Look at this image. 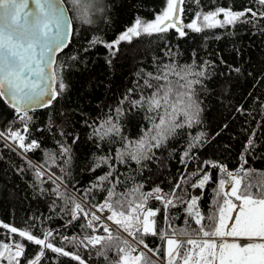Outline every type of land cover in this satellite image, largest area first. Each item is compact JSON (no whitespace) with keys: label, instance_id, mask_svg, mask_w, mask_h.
I'll use <instances>...</instances> for the list:
<instances>
[{"label":"trees","instance_id":"1","mask_svg":"<svg viewBox=\"0 0 264 264\" xmlns=\"http://www.w3.org/2000/svg\"><path fill=\"white\" fill-rule=\"evenodd\" d=\"M64 1L73 31L68 46L57 55L55 71L56 88L62 81L65 89L50 106L28 111L31 119L26 121L0 99V132L4 133L0 136V251L3 244L12 252L15 244H22L25 252L20 264H27L41 246L11 233L10 227L40 238L47 230L53 233L49 241L54 246L79 255L85 264H115L121 255L119 248L129 251L135 244L112 221L100 218L92 221V228L87 227L94 212L91 205L103 204L108 190L115 193L113 204L117 200L139 202L141 193L157 186L162 194L175 190L176 197L183 200L173 198L176 207L164 210L154 197L147 200L146 207L160 209L155 217L158 230L171 234L173 228L186 229L194 237L192 229L199 226L188 217L187 203L198 197V209L206 217L216 210L218 182L229 179L220 167L238 172L244 184L253 186V192L264 185V5L258 0H184L181 20L185 25L197 12L218 8L233 12L251 8L257 16L247 13L231 25L200 32L185 27V36L175 29L142 34L110 50L106 44L133 26L137 18L153 20L166 8V0H82L79 6ZM85 11L91 23L85 22ZM159 85L165 90L171 87L169 105L149 111L147 98ZM177 93L184 94L180 97L183 104H178L170 117ZM142 96V104L133 107L131 102ZM117 107L123 110L122 115L116 113ZM181 108L194 117L190 127ZM161 115L168 137L160 147L149 150L155 143L151 140L153 124L159 123ZM109 118L111 123H106ZM112 124L118 125V133L107 131ZM175 124L183 126L172 132ZM11 131H19L26 145L36 141L39 147L21 154L7 142ZM197 136L198 142L194 140ZM142 137L144 153L150 159L137 163L130 154ZM189 144L196 146L189 150ZM109 172L106 180L98 179ZM205 174L211 176L205 187H192ZM177 183L179 188L174 187ZM137 188L139 191H134ZM75 203L89 215L77 213L73 220ZM203 223H208L207 219ZM105 225L114 239L89 245L85 237L108 235ZM130 237L137 242L140 238L139 234ZM144 240L149 247L163 246L158 236H145ZM0 264L9 261L3 258ZM39 264L79 261L44 249Z\"/></svg>","mask_w":264,"mask_h":264},{"label":"snow or ice","instance_id":"2","mask_svg":"<svg viewBox=\"0 0 264 264\" xmlns=\"http://www.w3.org/2000/svg\"><path fill=\"white\" fill-rule=\"evenodd\" d=\"M81 2L82 0H72L74 6H79ZM258 2L264 5V0H258ZM183 3L184 0H166V8L154 20L143 21L137 18L132 27H129L116 40L105 46L111 50L122 41L130 42L133 37L142 34L163 33L169 29H175L180 36H185V27L200 32L204 28L231 25L247 13H251L253 17L257 16V13L251 8L240 12L218 8L207 13L197 12L194 19L185 25L181 20V14L184 12L181 6ZM221 14L223 20L217 19ZM84 15L85 22L91 23L92 21L87 19V11ZM0 19L4 21L3 27H0V99H4L5 103L14 108L21 121L30 120L29 110L37 106H49L65 89L62 81L59 82L58 88L46 83V81L56 83L58 77L55 69H53L54 59L49 56V59L45 61L44 54L46 52L55 53L66 46V41L71 35V20L67 16L64 0H0ZM97 42H99L98 39L92 41L93 44ZM38 47L41 49L39 58L36 53ZM45 68L51 71L46 72ZM161 78L166 79L167 77H156L158 80ZM148 87L153 86L149 84ZM171 93V87L165 90V86H157L152 96L147 98L149 111L169 105ZM183 95V93H177V99L171 103L172 111L168 113L170 117L177 112V105L183 104V100L180 99ZM124 99L127 100L128 97L125 96ZM189 99H191L190 96ZM144 100L145 97L142 96L141 100L132 101V106H140ZM120 103L123 104L124 100H121ZM115 111L118 115L123 113L120 107H117ZM180 111L187 117L190 127L194 117L183 108ZM106 123H111V118ZM165 123L163 115L160 116L159 123L154 122L155 135L151 136V140L155 143L149 145V150L151 147H160L162 142L167 139L168 132L162 127ZM182 126V124H175L171 131L174 132L175 128ZM24 131H28L27 125H25ZM107 131L118 133L119 127L112 124ZM9 135L12 140L19 141V147L25 151L39 147L36 141L26 145L24 143L25 137L19 131H11ZM0 136H4V133L0 132ZM194 140L198 142L200 136L195 137ZM145 145L146 141L143 137L136 141V150L130 154V158L137 163L142 158L150 159L144 153ZM195 146V144H189V150ZM67 151L68 149H64V152ZM184 156H188V151H185ZM213 166L215 167V165ZM220 172L226 173L229 179L227 181L220 179L218 182V188L215 190V211L210 212L207 217L201 214L197 206L199 198L196 196L191 197L190 202L187 203L188 217L194 221L195 225L199 226L198 229H192L199 237L198 239L192 238L186 229L177 230L173 228L171 234L165 230H158L155 217L160 209L153 210L146 207V202L151 197L160 201L164 210H167L169 206L176 207L173 198L180 202L183 200L182 197H176L175 190L162 194L163 190L157 186L149 193H141L139 202L117 200L115 204L111 202L115 193L108 190V196L104 203L99 206L91 205V207L100 212L107 209L111 214L106 219L112 221L129 236L135 238L139 234L138 244L143 245V248L147 250L134 255L136 248L129 246L130 250L126 251L125 248L121 247L119 248L121 255L115 264H158L153 256L160 257L165 261V264H264V185L253 192V186L244 184V178L238 172L233 174L224 167H220ZM247 174L245 172V175ZM110 175L111 172L98 179L104 181ZM193 175L196 174L193 173ZM210 180L211 176L205 174L198 183H193L192 187L203 189ZM226 184L230 185V190H225ZM93 187L96 185L94 184ZM174 187L179 188L180 184L177 183ZM134 191H139V188L134 189ZM77 213H82L85 217L89 215V212L80 203L74 204L71 213L73 220L78 218ZM232 213H235L234 217ZM206 219L208 223L205 224L203 222ZM98 220L100 217L92 212L87 227L92 228V221ZM227 221L233 222L229 225ZM187 223L188 220L186 219L185 224ZM169 226L171 227V225ZM4 227L8 228L9 226L4 225ZM9 230L11 233H18L27 241L41 246L39 253L34 259L28 260L27 264H39L44 255V249L62 256H70L71 259L79 261V264H85L79 255L65 251L62 247L54 246L49 241L53 235L51 231H44L42 238H40L28 230H18L16 227H10ZM103 230L108 233L106 237H85L87 243L95 247L104 240L112 241L114 237L109 228L105 225ZM149 235L158 236L163 242V246L149 247L144 240V237ZM64 239L68 238L65 237ZM75 239L73 237L72 241ZM123 243L128 245L127 240H124ZM2 247L3 251H0V258H6L9 264H20V258L24 256L25 252L24 245L15 244V252L11 251L8 244H3Z\"/></svg>","mask_w":264,"mask_h":264},{"label":"water","instance_id":"3","mask_svg":"<svg viewBox=\"0 0 264 264\" xmlns=\"http://www.w3.org/2000/svg\"><path fill=\"white\" fill-rule=\"evenodd\" d=\"M64 7H65V9H66V12H67V16H68V18L71 20V35L69 36L68 40L66 41V46L63 47L61 50L56 51L55 53H52V54H49V53H47V52L44 54V60H45V61H47V60L49 59V56H51V58L54 59L55 63H54V65H53V69H55V64H56L57 55H58L59 53H61V52H62V51L68 46V44H69V42H70V40H71L72 31H73V23H72V19H71L70 11H69V9H68V7H67L65 1H64ZM3 25H4V21H3L2 19H0V27H3ZM40 52H41V49L38 47L37 50H36V53H37V57H38V58H39V56H40ZM45 71H46V72H49V71H51V70L45 68ZM46 83H48V84H52V87H55V88H56V83H52V81H46ZM45 99H47V97H45ZM3 100H4V99H3ZM4 102H5V101H4ZM52 102H53V101H52ZM6 104L10 106V104H8V103H6ZM50 105H51V104H50ZM50 105H49V106H50ZM10 107H11V106H10ZM47 107H48V106H47ZM11 108H12V107H11ZM42 108H45V107H39V106H37V107H35V108L31 109V110H37V109H42ZM13 109H14V108H13ZM31 110H29V111H31ZM6 254H7V253H6ZM6 254H5V255H6ZM2 259H3V258H0V262L2 261Z\"/></svg>","mask_w":264,"mask_h":264},{"label":"built area","instance_id":"4","mask_svg":"<svg viewBox=\"0 0 264 264\" xmlns=\"http://www.w3.org/2000/svg\"><path fill=\"white\" fill-rule=\"evenodd\" d=\"M12 141L15 142L14 140H12ZM13 142H10V145L14 147L15 144H14ZM23 154H24V153H23ZM93 211H94V212H95L100 218H102V219H104L105 221H107L108 223L112 224L111 221H109V220L106 219V217H107L108 215L111 214L107 209H105L103 212H100V211H97L96 208H93ZM121 232L123 233V235H124L125 237L129 238V239L135 244V246H136V253H135V254H137V253H138L139 251H141L142 249L145 250V249L143 248V245L138 244V242L135 241V240H133V239L128 235V233H126V232H124V231H122V230H121ZM159 262H160V264H165V262H164L163 260H159Z\"/></svg>","mask_w":264,"mask_h":264},{"label":"rangeland","instance_id":"5","mask_svg":"<svg viewBox=\"0 0 264 264\" xmlns=\"http://www.w3.org/2000/svg\"><path fill=\"white\" fill-rule=\"evenodd\" d=\"M217 19H220V20H223V15L221 14L220 16H218L217 17ZM154 20V19H153ZM152 21V20H151ZM132 27V26H131ZM165 112V114H166V110L164 111ZM7 142L10 144V142H13L12 141V139H10V140H7ZM13 143H15V146H14V148L16 149V150H18L21 154H25V150L24 149H22V148H20L19 147V141H17V142H13ZM226 187H225V190H230V185H225ZM232 215H233V217L235 216V213H232ZM228 223H229V225H231V223L233 222V221H227ZM196 237H198V236H196ZM141 251H145V250H141ZM147 251V250H146ZM150 254V253H149ZM151 255V254H150ZM162 260V259H161ZM159 264H160V262H159Z\"/></svg>","mask_w":264,"mask_h":264},{"label":"crops","instance_id":"6","mask_svg":"<svg viewBox=\"0 0 264 264\" xmlns=\"http://www.w3.org/2000/svg\"><path fill=\"white\" fill-rule=\"evenodd\" d=\"M192 238H196V239H198L199 237H196V236H194V237H192ZM157 260H159V259H157ZM163 260V259H162ZM164 261V260H163ZM159 262V261H158ZM165 262V261H164Z\"/></svg>","mask_w":264,"mask_h":264}]
</instances>
